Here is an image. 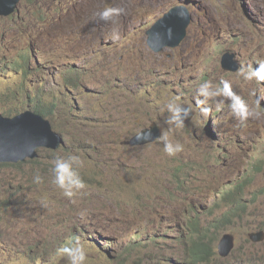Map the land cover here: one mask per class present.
Returning a JSON list of instances; mask_svg holds the SVG:
<instances>
[{"label":"rangeland","instance_id":"obj_1","mask_svg":"<svg viewBox=\"0 0 264 264\" xmlns=\"http://www.w3.org/2000/svg\"><path fill=\"white\" fill-rule=\"evenodd\" d=\"M179 4L193 17L186 37L178 48L154 54L147 32ZM107 6L124 13L102 21L98 13ZM226 54L234 58L225 69ZM231 62L237 68L264 62V0H21L12 16L0 18V93L18 88L33 103L51 100L50 124L68 154L100 162L110 194L23 202L0 238L32 256L39 239L85 231L97 242L83 244L91 264L107 262L99 260L102 248L128 264H185L200 238L210 245V264H264V239L248 237L264 233V83L242 81ZM11 63L26 75L10 72ZM221 79L253 111L259 99L260 117L241 126L228 101L203 117L196 86ZM173 97L192 106L193 118L169 131L162 109ZM152 125L184 150L168 157L160 139L130 144ZM224 235L234 239L226 259L217 252ZM57 261L68 264L61 255Z\"/></svg>","mask_w":264,"mask_h":264},{"label":"trees","instance_id":"obj_2","mask_svg":"<svg viewBox=\"0 0 264 264\" xmlns=\"http://www.w3.org/2000/svg\"><path fill=\"white\" fill-rule=\"evenodd\" d=\"M166 11L167 10H164L162 14H165ZM8 65L10 72L26 75V73L19 69L18 65H13L12 63ZM26 83L27 81L23 84V87ZM30 87L32 86L30 85ZM17 90L18 88H7L5 92L0 93L1 118L13 119L30 110V112L34 113L36 116L51 122L55 110V105L51 100L38 98L35 103H33L29 94H23L20 90ZM53 130L55 132L54 128ZM69 151L70 150H66L64 146L58 152L40 151L38 160L34 162L28 161L25 164L19 165H0V174L3 173V176L0 177V234L2 236L7 234L8 228L6 227V223L11 220V215L17 210L19 204L24 202L26 203V206L32 207L37 202L39 203L38 200H40L41 203H52L54 201L53 199H57L61 202L70 201L63 196L60 189L51 183L52 162L58 158L60 153L68 154ZM81 151L85 152L84 150ZM80 157L84 161V164L93 167L89 169V173L88 171H82L80 169V174L86 183L87 188L82 194H78L74 197L71 202H76L77 200H80L81 197L87 196L88 192L93 191H97V194H102V192L106 193V197H108L110 190L109 187L105 185L104 179V171L106 168L103 169V165L100 162L92 161L93 158L90 157L88 153H86V156ZM37 170L43 177V183L39 185L33 183V175ZM11 172L16 173L17 176L11 178ZM110 196L120 198L126 203H136L139 199V195L135 196L136 200L134 201L122 196ZM77 237L82 244H88L90 248L95 247L97 244L92 235L82 231L63 237L59 241H57L56 238L48 240L39 239V241L34 244V249L30 251V253L33 254L31 256L30 254H27L28 251L22 252L15 247L9 248L8 243L4 242L2 237L0 238V264H58L57 257L60 255L58 254L57 249L73 242ZM27 248H30V246L24 247V250ZM211 256L212 252L210 245L199 238L191 247L189 252L190 260L185 264H210L209 260ZM99 260H107V262L101 264H128L126 262L128 259L121 257L116 261L107 253V250L103 248L100 249ZM91 262L92 261L87 257L86 264H91Z\"/></svg>","mask_w":264,"mask_h":264},{"label":"clouds","instance_id":"obj_3","mask_svg":"<svg viewBox=\"0 0 264 264\" xmlns=\"http://www.w3.org/2000/svg\"><path fill=\"white\" fill-rule=\"evenodd\" d=\"M123 13L124 9L121 7L107 6L98 13V16L100 20L109 22L119 19ZM237 75L244 82L256 81L257 83H264V62L259 63L257 67L241 65L237 69ZM250 95L255 96V91H252ZM225 101H228L232 116L240 122L241 126L245 124L249 117L255 116L259 118L261 115L258 110L260 100L257 99L255 101L257 110L253 111L245 99L233 90L231 81L227 79H221L219 83L206 80L196 86L195 105L203 117L207 118L211 114L213 106L216 111H221ZM162 110L167 113L165 123L170 126L169 131L172 129H183L185 121L189 120L192 115V106L182 104L179 97L169 99ZM135 139L150 143L153 139L152 132L150 129L148 131L141 130L136 134ZM158 139L162 141L163 152L168 157H175L184 150L182 144L169 139L167 132L163 133ZM52 164L51 183L61 190L64 197L71 201L78 194L84 192L87 185L80 174L84 161L79 155L68 154L66 157H58ZM33 183L37 185L43 183V177L38 170L33 175ZM57 252L67 260L68 264H86L87 251L78 237L73 242L58 248Z\"/></svg>","mask_w":264,"mask_h":264},{"label":"water","instance_id":"obj_4","mask_svg":"<svg viewBox=\"0 0 264 264\" xmlns=\"http://www.w3.org/2000/svg\"><path fill=\"white\" fill-rule=\"evenodd\" d=\"M21 0H0V18L12 16ZM193 20L189 8L178 5L170 9L147 32V46L154 54H160L166 49L178 48L185 39L188 28ZM233 56L226 54L222 65L233 60ZM233 72L237 71V66ZM226 69V68H225ZM193 118L190 116L189 122ZM153 139L150 143L137 141L135 138L131 145L144 146L155 143L161 136V129L157 125L150 128ZM148 131V130H144ZM65 146L63 137L56 134L49 121L27 112L13 119L0 117V165H19L26 162H34L39 158L40 151L58 152ZM253 243L263 241L264 233H252L248 235ZM234 246V239L230 235H224L218 243L217 252L220 258L226 259Z\"/></svg>","mask_w":264,"mask_h":264},{"label":"bare ground","instance_id":"obj_5","mask_svg":"<svg viewBox=\"0 0 264 264\" xmlns=\"http://www.w3.org/2000/svg\"><path fill=\"white\" fill-rule=\"evenodd\" d=\"M254 20V19H253ZM75 231V230H74ZM72 235V234H71ZM72 237H74V236H72Z\"/></svg>","mask_w":264,"mask_h":264}]
</instances>
